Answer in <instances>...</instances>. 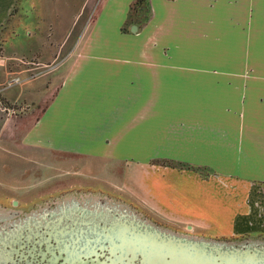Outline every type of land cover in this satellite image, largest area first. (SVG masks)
I'll return each instance as SVG.
<instances>
[{
    "label": "crops",
    "instance_id": "1",
    "mask_svg": "<svg viewBox=\"0 0 264 264\" xmlns=\"http://www.w3.org/2000/svg\"><path fill=\"white\" fill-rule=\"evenodd\" d=\"M15 1L0 0V33ZM133 1L103 0L21 146L264 184V0H148L138 23ZM207 197L190 207L211 216L190 214L215 217Z\"/></svg>",
    "mask_w": 264,
    "mask_h": 264
},
{
    "label": "rangeland",
    "instance_id": "2",
    "mask_svg": "<svg viewBox=\"0 0 264 264\" xmlns=\"http://www.w3.org/2000/svg\"><path fill=\"white\" fill-rule=\"evenodd\" d=\"M102 2L16 0L6 17L0 33V202L65 203L73 194L83 202L86 194L100 205L122 196L119 203L142 207L162 225L146 221L176 233L189 225L192 236L264 234V184L193 166L198 174L182 175L187 165L168 159L136 165L21 146L27 125L54 96ZM11 80L19 82L8 86ZM206 195L212 220L185 211L204 203Z\"/></svg>",
    "mask_w": 264,
    "mask_h": 264
},
{
    "label": "flooded vegetation",
    "instance_id": "3",
    "mask_svg": "<svg viewBox=\"0 0 264 264\" xmlns=\"http://www.w3.org/2000/svg\"><path fill=\"white\" fill-rule=\"evenodd\" d=\"M17 82L11 80L8 86ZM76 196L73 194L65 203L0 202V264H144L137 252L124 250V212L141 218L137 221L162 223L142 207H124V203H119L124 201L120 195L117 199L108 196L114 201L120 200L113 203L123 207H102L103 203L97 205L98 201L86 194L82 199L89 203L76 204ZM184 209L211 216L205 207L193 205ZM133 221L136 222H129ZM190 229L187 225L184 230H175L195 235ZM199 235L224 242L259 243L257 247L264 244L263 233Z\"/></svg>",
    "mask_w": 264,
    "mask_h": 264
},
{
    "label": "water",
    "instance_id": "4",
    "mask_svg": "<svg viewBox=\"0 0 264 264\" xmlns=\"http://www.w3.org/2000/svg\"><path fill=\"white\" fill-rule=\"evenodd\" d=\"M130 31L136 32L137 26L133 25ZM88 203L76 200V204ZM110 206L122 207L107 201L102 207ZM131 219L136 222H129ZM137 220L124 216V250L137 252L144 264H264V244L257 247L259 243L184 235Z\"/></svg>",
    "mask_w": 264,
    "mask_h": 264
},
{
    "label": "trees",
    "instance_id": "5",
    "mask_svg": "<svg viewBox=\"0 0 264 264\" xmlns=\"http://www.w3.org/2000/svg\"><path fill=\"white\" fill-rule=\"evenodd\" d=\"M148 5H149L148 0H134L130 5L129 15H128L129 20L138 23L140 21L138 20V17L140 18V16H143L142 20H144L148 12ZM258 185H263V184L258 183Z\"/></svg>",
    "mask_w": 264,
    "mask_h": 264
},
{
    "label": "bare ground",
    "instance_id": "6",
    "mask_svg": "<svg viewBox=\"0 0 264 264\" xmlns=\"http://www.w3.org/2000/svg\"><path fill=\"white\" fill-rule=\"evenodd\" d=\"M125 233V232H124Z\"/></svg>",
    "mask_w": 264,
    "mask_h": 264
}]
</instances>
